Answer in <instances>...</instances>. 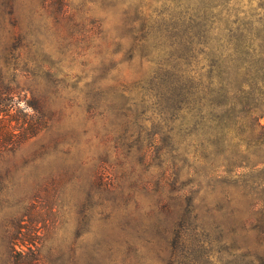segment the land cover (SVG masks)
Listing matches in <instances>:
<instances>
[{
	"label": "rangeland",
	"instance_id": "374dc122",
	"mask_svg": "<svg viewBox=\"0 0 264 264\" xmlns=\"http://www.w3.org/2000/svg\"><path fill=\"white\" fill-rule=\"evenodd\" d=\"M0 69V264H264V0H0Z\"/></svg>",
	"mask_w": 264,
	"mask_h": 264
},
{
	"label": "trees",
	"instance_id": "16d2710c",
	"mask_svg": "<svg viewBox=\"0 0 264 264\" xmlns=\"http://www.w3.org/2000/svg\"><path fill=\"white\" fill-rule=\"evenodd\" d=\"M15 92L10 84L3 81L0 72V155L13 151L21 142L32 138L44 125L37 109H34L36 115L27 118L28 122H19L20 114L22 118L26 115L16 106L20 99Z\"/></svg>",
	"mask_w": 264,
	"mask_h": 264
}]
</instances>
